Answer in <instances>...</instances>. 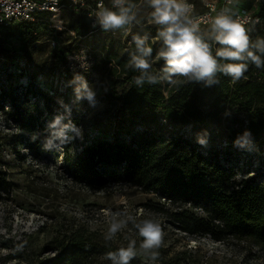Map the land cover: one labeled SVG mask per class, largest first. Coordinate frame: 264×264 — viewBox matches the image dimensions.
<instances>
[{"label": "rangeland", "instance_id": "374dc122", "mask_svg": "<svg viewBox=\"0 0 264 264\" xmlns=\"http://www.w3.org/2000/svg\"><path fill=\"white\" fill-rule=\"evenodd\" d=\"M193 1L199 7L204 0ZM132 2L136 5L137 22L126 28L108 32L100 29L79 37L78 33L84 30L80 17L66 13L67 29L74 36L69 32H38L32 37H9L0 44V171L10 184L7 192L0 188V264H62L59 259L53 261L57 253L50 243L76 230L105 240L109 219L103 214L105 209L126 210L135 222L150 217L160 222L162 235L154 249L159 253L155 261L141 249L143 238L132 222L112 240H106L114 251L135 240L137 255L135 263L130 264H168L171 259H176L177 264H264V252L244 240L227 239L221 243L209 237L186 236L169 221L165 213L167 204L155 194L114 183L93 190L72 181L70 167L83 146L115 137L129 142L136 134L148 133L157 139L182 137L198 150L217 154L219 163L235 172L236 183L255 179L251 186L264 189V144H252L251 151L234 147L233 141L229 146L230 132L235 126L226 122L224 113L208 118L202 126L173 127L158 113L131 115L121 109L120 102L110 98L111 92L120 96L128 84L115 77L116 85L111 91L108 88V72L115 67L114 62H106L109 53L113 51L121 57L134 34L147 30L151 35L158 27L149 23L147 0ZM81 50L91 65L87 71L79 66L77 57ZM155 62L154 59L156 67ZM75 73L83 75L96 90L95 108L84 100L75 101L73 86L68 85ZM245 78L259 80L264 76L252 70L245 73ZM11 100L26 115L22 124L4 114L10 111ZM37 115L38 119L31 120V116ZM57 115L65 117L62 123L70 119L80 126L82 138L45 151L41 145L50 138L48 124ZM202 130L209 133L205 147L195 143L196 134ZM33 135L37 141L35 151L25 142ZM86 264L110 261L107 256L97 255Z\"/></svg>", "mask_w": 264, "mask_h": 264}, {"label": "trees", "instance_id": "16d2710c", "mask_svg": "<svg viewBox=\"0 0 264 264\" xmlns=\"http://www.w3.org/2000/svg\"><path fill=\"white\" fill-rule=\"evenodd\" d=\"M68 14L80 17L84 30L78 35L86 36L88 28L83 17L79 13ZM38 32L50 33H47L43 20L33 27L16 25L3 34L0 44L9 37H32ZM155 33L156 29L150 36ZM256 37L257 34L250 33L252 40ZM159 44H152L153 57ZM132 50L133 43L121 57L111 51L106 61L115 64L108 72L110 91L116 85L115 77L128 84L120 96L112 92L110 96L120 102L122 110L134 116L142 112L158 113L167 125H191L192 128L204 125L208 118H217L228 112L230 116L225 120L230 126H235L230 132L229 146L246 129L252 134V144H264V78L246 79L244 74L236 82L220 76L219 84L212 87L167 82L137 87L134 77L138 71L129 66L128 53ZM162 63L156 60L155 65L159 68ZM252 70L264 76V68L250 65L248 71ZM16 105L11 100V109L4 114L22 124L26 115ZM38 118V115L31 116V120ZM25 142L29 149L35 151L36 138H27ZM70 174L73 182L93 190L104 189L114 183L155 194L167 204L165 213L169 221L186 236L209 237L221 243L227 239L244 240L264 252V189L251 186L255 179L236 183L233 179L235 172L232 168L223 167L217 154L198 150L182 137L157 139L144 133L134 135L129 142L115 137L103 143H90L81 148L70 167ZM9 187L0 171V188L7 192ZM49 246L57 253L53 261L59 259L62 264L91 263L97 255L107 256L114 252L109 241L81 230L72 231ZM131 262L135 263L134 258ZM168 264H177V260L171 259Z\"/></svg>", "mask_w": 264, "mask_h": 264}, {"label": "clouds", "instance_id": "9594fccd", "mask_svg": "<svg viewBox=\"0 0 264 264\" xmlns=\"http://www.w3.org/2000/svg\"><path fill=\"white\" fill-rule=\"evenodd\" d=\"M53 3H58V0H53ZM147 6L150 9L149 23L158 27L154 36H150V31L147 30L143 31V34L132 36L134 50L128 53L129 66L138 71V75L134 77L137 87L160 82L172 85L197 83L212 87L219 84L220 76L229 77L232 82L239 81L250 65L257 69L264 68V36L252 40L250 33L253 29L246 28L244 23L236 18L231 6L226 5L217 11L203 30L201 18L193 15V5L189 0H147ZM135 7L132 0H112L111 8L106 7L101 0L93 13L91 26L99 27L104 32L131 26L137 22ZM256 23H259V18L251 21L253 25ZM156 41L160 44L153 57L152 44ZM77 59L84 71L91 67L86 62V53L83 50ZM153 59L161 60L162 65L155 67ZM68 85L73 86L75 101L84 100L91 108L97 106V92L83 75L75 73ZM65 110L70 115L67 107ZM224 115L227 117L230 113L225 112ZM64 119V116L57 115L48 124L51 130L50 138L41 145L45 151L82 138V128L70 119L67 123H62ZM31 138L35 140L36 137L33 135ZM208 138V131L202 130L196 134L195 143L205 147ZM252 143V134L247 129L233 140L234 147L246 151L252 150ZM103 214L109 218L105 240H112L132 222L137 234L143 238L141 249L155 261L159 253L154 249L159 246L162 235L157 219L150 217L135 222L134 217L126 210L113 212L111 209H105ZM136 255L135 240H132L127 247L108 253L107 259L110 264H130Z\"/></svg>", "mask_w": 264, "mask_h": 264}, {"label": "built area", "instance_id": "2783aa9c", "mask_svg": "<svg viewBox=\"0 0 264 264\" xmlns=\"http://www.w3.org/2000/svg\"><path fill=\"white\" fill-rule=\"evenodd\" d=\"M101 0H0V39L3 34L16 25L25 27L34 26L41 20L45 22L47 33L69 32L72 36L74 33L68 31L64 15L66 13H79L88 28L87 35L98 30L99 27L93 28L91 25L94 20L93 13L97 9ZM193 5V15L201 18V29L207 27V22L221 8L231 6L233 11L246 28L251 27V33L257 36H264V0H204L199 7L195 2L189 0ZM106 7H112V0H103ZM55 8V11H53ZM259 18V23L251 24L252 20ZM51 45L55 42L47 41Z\"/></svg>", "mask_w": 264, "mask_h": 264}]
</instances>
